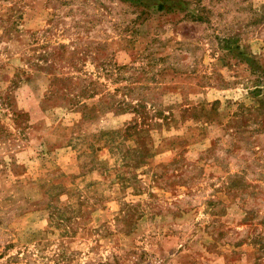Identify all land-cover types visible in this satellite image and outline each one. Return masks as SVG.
Masks as SVG:
<instances>
[{
	"label": "rangeland",
	"instance_id": "obj_1",
	"mask_svg": "<svg viewBox=\"0 0 264 264\" xmlns=\"http://www.w3.org/2000/svg\"><path fill=\"white\" fill-rule=\"evenodd\" d=\"M0 264H264V0H0Z\"/></svg>",
	"mask_w": 264,
	"mask_h": 264
}]
</instances>
